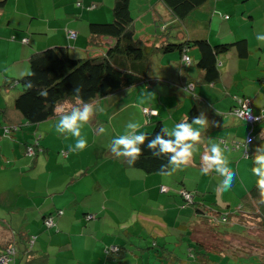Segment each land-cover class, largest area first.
<instances>
[{"label":"crops","instance_id":"crops-1","mask_svg":"<svg viewBox=\"0 0 264 264\" xmlns=\"http://www.w3.org/2000/svg\"><path fill=\"white\" fill-rule=\"evenodd\" d=\"M149 2L151 4L153 0ZM221 3H217V6ZM94 4L96 8H85V5ZM113 6L114 0H0V89H8L3 87L7 82L28 73L32 56L48 48L65 47L75 58H85L96 50L104 53L108 44L114 41L107 37H95L89 26L91 23L111 22ZM165 9L166 12L161 8V12L168 23L162 25H169L171 14L167 7ZM214 12L217 15V11ZM163 19L158 20L163 22ZM184 25H188L187 21ZM240 28L230 29V33L215 39L218 43L247 37L251 55L240 58L236 52L225 54L220 67L223 69L221 77L214 85L210 86L204 81V74L195 65L183 70L181 56L170 60L165 55L157 58L155 68H161L157 70H162L167 74L166 77L176 81L195 78L197 101L201 112L209 120L208 132L202 134L199 151L194 154L192 163L169 177L143 174L130 167L126 158L116 157L112 153L107 159L101 158L99 152L91 153L88 157L85 150L74 153L69 147L74 143L60 134L54 135L46 122L38 127H27L34 136L41 135L43 145L48 148L35 160H31L24 155V143L32 139L25 134L26 131L17 133L14 140L5 135L7 126L24 121L14 108L17 94L1 91L3 97L7 98V105L0 106V234L3 231L6 234V239L1 241L12 240L13 233L28 232L38 236L35 245L37 251L29 254L24 243H19L12 264H107L105 247L128 241L130 244L127 245L123 262L137 264L140 238L150 230L167 232L179 222L177 210L181 199L163 194L160 191L162 185L173 189L184 186L190 191H196L202 195L199 198L201 202L216 210L234 211L237 207H245V196L254 188L258 179L252 173L255 166L253 157L256 147L264 144V139L259 138L264 131V122L255 126L256 139L250 145V158H245L242 150L226 149L233 151L225 155L229 167L236 172L229 190L217 191L219 178L215 172L209 175L200 172L202 156L210 142L220 143V140H224L234 144L249 135L248 125L230 114L235 104L234 95L242 94L250 99L255 112L264 107V46L256 48L261 52L257 57L248 35H242ZM70 31L77 34L76 39L69 38ZM190 34L196 35L194 31ZM25 39L28 43H24ZM93 40L99 43H96L97 47H93ZM161 40H158V44ZM151 43H154L153 40ZM166 59L168 63H165ZM158 91L167 99H175L174 95L162 88ZM137 99L142 106L149 104L158 109L155 102H141L140 94ZM186 100L185 110L172 115L174 124H166L169 129L189 114L193 103ZM121 109L119 114V110L114 111L109 124L106 123L108 127H113L114 133L118 131L117 126L125 125L128 121L125 118L126 123L115 124L118 117L124 119L127 113L125 110L121 112ZM159 110L164 114L162 109ZM122 113L124 117L120 116ZM141 115V112L138 113V121L143 123ZM213 122H220L221 127H216ZM108 127L103 123L101 129L110 130ZM204 130L201 129V132ZM110 135L106 138L102 136L104 143L101 147L105 149V154L109 151ZM62 152H67V155ZM59 208L65 213L56 219L57 233L44 234L41 231L43 215ZM87 213L96 214L98 219L86 221ZM4 227L8 230H4ZM144 256L150 259L149 255ZM181 256L184 258L183 254Z\"/></svg>","mask_w":264,"mask_h":264},{"label":"trees","instance_id":"trees-1","mask_svg":"<svg viewBox=\"0 0 264 264\" xmlns=\"http://www.w3.org/2000/svg\"><path fill=\"white\" fill-rule=\"evenodd\" d=\"M132 1L114 0L113 20L108 23L90 24V31L95 37H107L114 41L113 44H108L109 47L104 53L97 52L85 58H75L69 54L68 49L65 47L48 48L32 56L29 72L34 73V75H24L17 80L7 82L3 86L5 88H17L19 84L22 86V91L15 99L14 108L22 115L24 122L7 126L5 135L8 138L14 140L17 133L25 132L24 129L28 126L38 127L40 124L56 118L57 108L61 106L67 108L76 104L77 99L73 95L76 86L82 88L80 98L83 102L96 104L98 108H103V111L96 112L95 122L90 126V129L94 131L96 128L102 127L103 123L108 127L106 123L109 124V119H111L114 111L119 110V108H122L121 112L128 111L133 107V104L138 103L137 96L144 92L143 89L148 90L152 86H156L159 87L158 90L162 88L174 95V98L178 101L175 106L168 105V107L167 104H164L163 107L166 106V111L158 105V109L152 108V105L149 104L141 105V117L143 123L146 121V124L140 131L147 133L149 139H151L166 124H174L172 115L175 112L180 113V111L185 110L186 99L191 100L193 105L190 107L189 114L182 117L183 119L178 123L186 119L191 122L201 112L197 101L195 78H182L176 81L170 77L158 76L155 74L158 57L172 52H179L181 64L184 65L181 66L183 70L195 65L204 74V81L211 86L217 83L221 77L222 60L220 57L222 55L233 49L236 50V54L240 58H247L251 55L247 37L233 42H218L215 44L202 35L193 37L187 35L186 38L179 37L176 41L172 39L173 36L170 32L177 28L180 31V25L184 26L190 14L197 9L204 8L208 0H161L170 10L171 24L167 25L161 33L163 37L158 36L157 40L154 38H137L135 19L131 12ZM92 6L97 7L94 4L85 5V8L90 10ZM214 13L216 15V12ZM228 17L230 16L226 15L224 19L228 20ZM166 21V18H164L163 24H167ZM160 39L162 40L158 44ZM152 40L154 43H151ZM92 42L93 47L98 46L96 43L99 44L94 40ZM191 49H198L199 51V57L196 61L189 54ZM186 57L189 59L188 61L185 59ZM29 81H31L32 87L27 86ZM134 89L140 91L133 93ZM183 89L188 90L183 91ZM41 91L45 92L46 95L42 96ZM134 97H136V100ZM165 98L166 96L159 94V99L162 102ZM234 99L235 104L230 114L247 124L250 132L246 139L243 141L238 140L234 144H228L224 140H220L222 142L221 146L224 145L226 149L242 150L244 151V157L250 158V145L256 139L254 136L255 126L261 124L264 120L257 123L245 120L238 113V110L244 103L250 102L251 104L250 99L242 94H235ZM145 102L154 103L155 100L149 99ZM251 107L253 109L252 105ZM159 109H162L164 114ZM253 112L259 116L264 112V107L260 108L258 112L253 109ZM117 113L119 114L120 110ZM120 116L123 117V113ZM131 117V113H126L124 120L126 118V120L131 121ZM124 130L120 134H123ZM107 132L108 129L106 128V133L103 131L100 136L103 133L106 138L108 134H111ZM207 132L208 130L205 129L202 134ZM117 136V133L110 135L111 141ZM250 138H253V140L249 142ZM42 139L41 135L35 134V137H32L30 141H26L24 143V155L31 160H35L37 156L46 152L48 148L43 145ZM146 145L147 141L142 146L144 154L135 164H129V166L146 175L159 174L160 166L167 163V157H152ZM109 146L107 147V150H109L107 154L99 152L101 158L107 159L110 156L112 152ZM62 153L67 155V152ZM92 160L96 161L94 158ZM93 166L96 167V164H93ZM163 188H166V190L163 191ZM160 191L170 197L181 199L180 208L177 210L179 222L175 228L173 227L164 233L161 230L147 231L148 233L140 238L141 246H139L137 253L139 259L137 264H177L179 262L185 264H219L216 261L218 258L234 260L238 263L250 259L257 264H264V204L258 202L259 192L256 185L245 196V199H247L245 207L247 208L241 206L235 208L234 211L211 208L200 201L201 194L190 191L184 186L173 189L162 185ZM64 213L65 211L60 208L54 212L45 213L42 218L41 231L44 234L47 232L51 235L57 233L56 219ZM85 219L91 221L98 219V216L87 213ZM50 220L52 221L51 225L48 222ZM224 225H227V229ZM4 230L8 229L4 227ZM209 234H211V237ZM13 235L12 240L4 242L1 240L6 239V234H4V231L3 234H0V258L7 253L9 248L15 251L9 264L15 262L18 252L16 246L19 243H24L29 254L37 251L35 245L38 236L28 232L23 234L13 233ZM207 237H210V241L207 240ZM129 244L128 241L125 244L106 246L104 254L107 258V264H125L123 261ZM181 254L184 255V258ZM144 255H149L150 259Z\"/></svg>","mask_w":264,"mask_h":264},{"label":"clouds","instance_id":"clouds-1","mask_svg":"<svg viewBox=\"0 0 264 264\" xmlns=\"http://www.w3.org/2000/svg\"><path fill=\"white\" fill-rule=\"evenodd\" d=\"M166 27L167 25H163L161 30L166 29ZM256 39L264 42V34L258 33ZM25 75H34V73L28 72ZM27 86H33L31 81L28 82ZM187 90L183 89V91ZM81 91L82 88L80 86H76L73 90V95L77 99L76 104L70 108L61 106L56 110L58 120L55 131L58 134H66V138L67 136L75 138V144L69 146L74 153L83 151L88 147V140L82 134V129L92 121L97 111H103V108H97L92 103L83 102L80 98ZM40 94L42 96L46 95L43 91ZM152 95L154 93H147L141 102L150 99ZM213 123H215L216 127H221L220 122ZM145 124L146 121L144 123L129 121L126 124L124 133L111 141L110 150L114 156L126 158L129 164H135L144 154L142 146L147 141L146 146L152 157H167V163L160 166L159 174L163 177H169L178 169L187 168L192 163L194 154L199 151L198 145L202 139L201 129L209 127V120L206 114L201 112L191 122L187 119L183 120L175 124L171 129L165 125L151 139H149L147 133L140 131ZM259 138L264 139V131L260 133ZM221 144L222 142H210V145L205 148L200 172L202 175H209L215 172L219 178L217 191H227L233 185L236 172L229 167V160L225 155L226 149ZM253 159L255 166L252 168V173L258 177L256 181L259 192L258 202L264 204V144L256 147Z\"/></svg>","mask_w":264,"mask_h":264},{"label":"rangeland","instance_id":"rangeland-1","mask_svg":"<svg viewBox=\"0 0 264 264\" xmlns=\"http://www.w3.org/2000/svg\"><path fill=\"white\" fill-rule=\"evenodd\" d=\"M160 2V3H159ZM222 2V3H221ZM217 3H221L217 6ZM157 4V5H156ZM212 8H218V9H209ZM161 8L164 9L166 12V6L164 3H162L159 0H153V3L150 4L149 0H133L131 4V12L132 16L135 19V30H136V36L137 38H154L156 39L157 36L163 37L161 34L163 30L162 23L159 20L162 18H165V15L162 14ZM214 10L217 11V15H214ZM155 14L157 15V19L155 17ZM226 15H229L228 20L224 19ZM139 17V18H138ZM141 17V18H140ZM204 21V22H201ZM187 26L186 25H180V31L178 28L176 30H172L171 35L173 36V40L176 41V39L179 37L186 38L188 35L189 37H193L196 35H202L209 40L211 39L212 43H217V40L215 39L218 36H225L226 34L230 33L231 30H238L239 27H241L242 35H248L251 43V47L256 50V48L264 46V42L258 41L256 39L257 34H264V0H208L207 4L204 8L197 9L193 11V13L190 14V16L187 19ZM180 32V34L178 33ZM194 31L196 35H191L190 32ZM196 31V32H195ZM157 32V33H156ZM149 35H152L154 37H148ZM176 37V38H175ZM177 39V40H178ZM97 51L87 54L85 57L93 55L97 53ZM231 52H236V50H232L226 54H231ZM258 50L254 51V54L259 57ZM189 54L191 57H193L194 61H196V57L199 56L198 49H191ZM167 58L170 60V58L178 57L180 56L179 52H172L168 53ZM225 55H222L220 59L222 60ZM165 63H168V60H165ZM195 68V66H194ZM161 68H155V74L156 71H158V76L166 77L167 74H165L162 70H157ZM223 70V69H221ZM262 70H264V65L262 67ZM1 85H3V82H1ZM245 86V85H244ZM159 87L152 86L148 90L143 89L145 93H140V97L143 100L144 95L151 92L154 93L150 97V99L155 100V105L162 107L165 110V107H163L164 104L175 106L178 99H167L165 98L163 102L159 99ZM5 91L7 94L13 93V94H19V92L22 91V86L19 84L18 88H8V89H0V106L5 107L7 105V98H4L1 91ZM137 91H140L139 89H134L133 93H136ZM136 100V97H134ZM146 101V100H145ZM128 111L127 114L131 113L132 117L130 118L131 121H138V113H140L142 110L141 103L138 101V103H135L132 105ZM169 107V106H168ZM167 110V108H166ZM165 110V111H166ZM124 117V113H123ZM58 120V116L50 121H47L46 123L50 125L51 132H53L54 135L58 134L55 131V126ZM117 119L115 121V124L117 123H126L124 119L120 121ZM95 122V118L93 121H90L89 124L85 125V129H82V134H84L88 140L89 148L85 149L86 151V157L89 155L91 156V153L94 154L96 152H105L104 148L101 147L103 145L104 139L101 137L103 136V133L100 136L101 127H98L92 131L89 130L92 123ZM129 121H127L128 123ZM89 126V127H88ZM117 126V125H115ZM126 124L122 126H117L118 131H116L117 135L122 133V131L125 129ZM113 127L110 125V130L108 132H111V135L114 134ZM26 133L29 135L30 138L35 137L32 132L26 128ZM106 133V130H104ZM21 133V132H20ZM61 136L66 137V134H60ZM68 140H71L75 144V138L71 136H67ZM65 138V139H67ZM112 138H110L111 140ZM223 147L226 149V147L223 145ZM233 152L232 150L225 151V153ZM217 200V197H216ZM225 224V223H224ZM225 229H227V225H224ZM229 231V230H228ZM203 234H205L203 232ZM207 235V234H206ZM211 237V234H209ZM210 237H207V240ZM216 261L219 264H257L255 261H252L250 259H247V261H242L240 263L234 261V260H223L221 258L216 259ZM86 264V262H85Z\"/></svg>","mask_w":264,"mask_h":264},{"label":"built area","instance_id":"built-area-1","mask_svg":"<svg viewBox=\"0 0 264 264\" xmlns=\"http://www.w3.org/2000/svg\"><path fill=\"white\" fill-rule=\"evenodd\" d=\"M92 8H95L94 6H92ZM77 34L73 31L69 32V38L70 39H76ZM24 43H28V40H24ZM187 61L189 60L187 57L185 58ZM238 113L248 122L251 123H257L260 122L262 120H264V112L261 113V115L257 116L255 115V113L253 112V109L251 107L250 102L244 103L242 104L240 110H238ZM253 138H250L248 141H252ZM30 152L32 153V151L30 150ZM166 188H163V191H165ZM49 225L52 224V221H48ZM15 254L14 249L9 248L7 253L3 256H1L0 258V264H9L12 260V256Z\"/></svg>","mask_w":264,"mask_h":264}]
</instances>
